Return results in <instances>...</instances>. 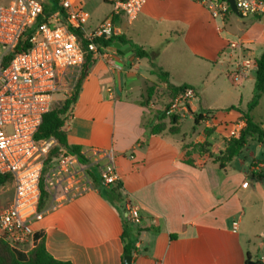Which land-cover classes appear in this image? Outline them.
Instances as JSON below:
<instances>
[{"label": "crops", "instance_id": "crops-1", "mask_svg": "<svg viewBox=\"0 0 264 264\" xmlns=\"http://www.w3.org/2000/svg\"><path fill=\"white\" fill-rule=\"evenodd\" d=\"M151 21L162 43L146 50L134 42L128 28L134 22L148 26ZM226 21L230 22L228 17L212 19L205 9L186 0H147L130 24L122 15L114 17L116 36L145 51H158L155 63L168 73L169 83L195 90L192 115L180 120L176 135L165 131L148 136L149 122H144L149 113L141 101L146 87L158 83L148 60L135 57L129 44L120 43L131 48L129 56L110 47L101 49L63 127L68 145L79 147L87 164L73 165L75 178L61 186L48 172L49 199L32 225V245L26 248L43 239L47 252L60 261L121 264L122 221L129 205L140 216L132 264H264V144L254 142L252 152L249 142L247 161L244 155L223 171L212 158L198 154V145L206 140L209 153L219 155L225 142L238 137L244 127L240 112L246 111L251 98L223 110L200 99L219 68L226 72L233 68L236 56L227 49L228 43L239 41L245 55L254 60L264 52V25L259 19L240 23L236 35L226 30ZM170 43L178 49H168ZM254 74L248 78L252 88ZM231 106L240 112H227ZM261 106L264 96L250 114ZM207 111L213 112L211 119L194 125L193 116ZM262 117L252 119L264 128ZM185 121L189 126L183 132L180 125ZM206 128L214 130L208 138L203 134ZM110 159L124 195L122 214L101 196L100 191L110 188L88 178V190H76L83 187L79 171L87 170L99 181ZM13 195L12 184L0 186V210Z\"/></svg>", "mask_w": 264, "mask_h": 264}, {"label": "built area", "instance_id": "built-area-1", "mask_svg": "<svg viewBox=\"0 0 264 264\" xmlns=\"http://www.w3.org/2000/svg\"><path fill=\"white\" fill-rule=\"evenodd\" d=\"M113 8L110 18L89 33L86 25L89 15L82 10L78 0H0V175L12 178L13 199L0 210V240L11 250L27 253L32 245L34 222L41 218L37 212L39 185L43 163L54 145L53 141L37 142L35 134L43 116L50 111L56 97L67 81L74 84L80 74L84 58L100 56L104 48L97 39L107 40L118 34L113 24L117 15L132 23L147 0H103ZM205 9L212 19L225 20L234 15L228 0H186ZM240 18L264 14V0H233ZM31 31L28 47L15 51L23 35ZM112 36H109L111 35ZM105 35L107 37L102 38ZM236 59L231 71V81L238 85L256 71V60L245 55L242 44L235 40L227 45ZM196 98L193 88H187L169 99L164 112L166 117L184 119L192 115ZM203 118L210 116L201 114ZM74 156L63 155L56 159L49 172L55 182L74 179ZM72 172H75L73 175ZM82 189L88 190L85 171ZM101 184L110 188L118 183L112 163L100 173ZM48 178V176H47ZM77 178V177H76ZM78 178H77V183ZM125 219L133 226L140 222L136 208L125 207Z\"/></svg>", "mask_w": 264, "mask_h": 264}, {"label": "trees", "instance_id": "trees-1", "mask_svg": "<svg viewBox=\"0 0 264 264\" xmlns=\"http://www.w3.org/2000/svg\"><path fill=\"white\" fill-rule=\"evenodd\" d=\"M258 19V18H256ZM31 31H27L16 47L15 51H24L28 47V37L31 35ZM119 42L121 44H129L132 48L135 57L140 59H147L150 67V74L155 76L158 80V84H164L165 93L168 95L169 99L176 96L179 92L188 87L186 85L173 86L169 83V75L159 68L156 63V57L158 51L149 52L145 51L135 45H132L129 41L124 39L122 36H112L107 40L97 39V43L104 47H110L112 43ZM95 60L91 54H87L84 58V63L82 65L80 74L73 86L71 93L64 99L57 103H53L50 111L43 116L42 122L35 134V141H53L54 145L52 149L47 153L46 158L43 163V168L47 170L48 165L58 159L60 156H74L80 165H86L87 160L81 154L80 148L77 146L68 145L66 140V133L63 130L65 123L72 115L73 106L77 101V97L81 90V85L85 78L88 76L91 67L93 66ZM158 87L152 84L145 89V94L142 96L141 106L148 107L154 96L157 94ZM264 96V52L256 60V71L254 74V83L252 88L251 99L246 105V111L240 112L238 107L231 106L226 109V111H237L240 112V120L244 122V127L240 130L238 137L230 138L225 142L224 151L219 155L213 157L209 151V143L205 140L203 143L198 145V154L200 156L207 155L213 159V163L217 164L219 170L223 171L230 163L234 160L239 159L244 156L247 151V146L249 142H257L259 144H264V128L253 121L249 117V114L257 107L260 98ZM168 99V100H169ZM167 107V104H166ZM208 116H211L213 112H205ZM165 118L168 119V124L164 123ZM209 119V120H210ZM180 118L176 116L166 117L165 112L160 113L158 122L150 126V131L148 136L158 135L163 132H167L170 135H176L179 133V122ZM208 118H203L201 114H195L193 116L194 125L199 124L201 121H206ZM214 130L206 128L203 134L206 138L213 134ZM188 156V155H187ZM186 157V154H185ZM184 163L192 166V161L184 160ZM51 167V166H50ZM42 168V169H43ZM85 174L90 178L95 185H101V177L99 181L85 170ZM100 175V173H99ZM12 183V178L8 175H0V186L10 185ZM39 200L37 204V212L41 213L44 209L46 202L48 201L49 193L45 188L44 173H41L40 185H39ZM101 196L107 200L120 214H122V203L124 201V195L122 193V188L120 183H116L114 186L107 189L105 192L100 191ZM139 231L136 226L131 225L127 220L122 221V233L120 236L122 243V257L121 264H123V258L126 256L133 257L135 254L134 244L137 241ZM249 261V260H247ZM0 264H71L67 261H60L54 259L46 250L44 240L40 239L37 244L31 248L26 254L15 252L9 248V246L2 240H0ZM257 264V263H256Z\"/></svg>", "mask_w": 264, "mask_h": 264}, {"label": "rangeland", "instance_id": "rangeland-1", "mask_svg": "<svg viewBox=\"0 0 264 264\" xmlns=\"http://www.w3.org/2000/svg\"><path fill=\"white\" fill-rule=\"evenodd\" d=\"M78 3H81L83 12L89 15V19L86 25V30L89 33L97 29V27L101 23H103L105 18H107L113 10L112 6L104 2L103 0H79ZM228 19L230 20V22L228 21L225 22L226 23L225 28L227 31L236 35L238 32V27L240 23H242V21L234 15H229ZM232 21H236V22L238 21V22L234 24ZM128 29H129L128 31L129 35L134 40V42L138 45L143 46L146 50H150V49L153 50L155 49V46H158L157 44L162 43L157 33L158 28L156 31L155 23H153V21L149 22L148 26L134 22L132 26H129ZM166 39L169 40L168 38ZM171 46H173L175 50L178 49L176 43H172V44L170 43V45H168V49H170ZM219 69L220 70L214 74L216 79H213L211 83L209 82L207 89L204 90V94L200 96L201 100L206 102L207 101L211 102L213 104L212 106H218L217 108H219V110H223L229 104H232L234 102L238 103L239 100L246 102L248 99L251 98V94H252L251 79L244 80L240 84L235 85L231 81L229 77V73H227L228 71L226 72L224 68H219ZM229 71H231V69ZM74 85L75 84L73 81L71 82L67 81L66 84L60 90L56 99L62 100L63 97L66 95V93L67 95H69ZM155 85L158 87L157 94L154 96L151 104L148 107H145V109L148 110L149 114H147L148 115L147 120H145L144 124L149 122L146 126L149 128L152 124L158 122L160 113L164 111L166 104L169 101L168 95L164 92L165 88L158 83H155ZM262 109H264V106H261L259 112H256L253 115L249 114V117L250 118L254 117V119H256L258 114L264 116V114H262ZM165 120L168 121L167 118H165ZM180 126H181V130L184 132L188 129L189 122L185 121L181 123ZM254 146H255L254 142L249 143L250 151L254 152ZM52 147L53 145L48 148L49 151L52 149ZM247 158H248L247 155H245L242 159L244 162H246ZM50 168H51L50 165H48L47 170L45 168L42 169V173H44L46 189L48 188L50 189V186H48L49 184H47L48 183L47 175Z\"/></svg>", "mask_w": 264, "mask_h": 264}, {"label": "water", "instance_id": "water-1", "mask_svg": "<svg viewBox=\"0 0 264 264\" xmlns=\"http://www.w3.org/2000/svg\"><path fill=\"white\" fill-rule=\"evenodd\" d=\"M228 2L230 4L231 10H232L234 16H236L242 22H248V21H251V20L256 19L253 15H249L247 17L240 18L239 15H238V13L236 12V8H235V5H234L233 0H228ZM259 21H260V23L262 25H264V14H262L260 16ZM107 36L103 35L102 38H105ZM109 36H112V34L109 35ZM109 49L112 50V51H114L115 53H117L119 55H124V56L131 55V48L128 45H121L118 42L112 43ZM123 264H132V258L129 257V256L124 257L123 258ZM247 264H255V263L252 262V261H249V262H247Z\"/></svg>", "mask_w": 264, "mask_h": 264}]
</instances>
